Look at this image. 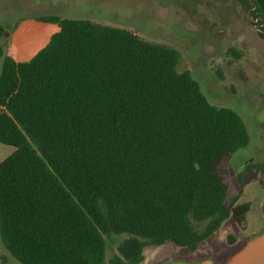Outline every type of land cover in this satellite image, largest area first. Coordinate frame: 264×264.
<instances>
[{
    "label": "trees",
    "instance_id": "obj_1",
    "mask_svg": "<svg viewBox=\"0 0 264 264\" xmlns=\"http://www.w3.org/2000/svg\"><path fill=\"white\" fill-rule=\"evenodd\" d=\"M239 1L264 39V0ZM37 21L60 30L26 62L5 55L0 23V143L15 148L0 162V237L11 256L143 264L147 247L196 252L231 218L246 230L239 201L260 166L232 193L229 164L249 128L179 71L181 52L90 20ZM109 236H124L110 259Z\"/></svg>",
    "mask_w": 264,
    "mask_h": 264
},
{
    "label": "rangeland",
    "instance_id": "obj_2",
    "mask_svg": "<svg viewBox=\"0 0 264 264\" xmlns=\"http://www.w3.org/2000/svg\"><path fill=\"white\" fill-rule=\"evenodd\" d=\"M45 16L125 28L179 50V71H190L212 104L235 110L249 128V146L233 155L229 164L232 193L246 166H260L239 201L250 204L246 230L231 218L196 252L172 244L147 247L143 264H194L209 257L224 261L235 249L227 243L230 235L240 245L264 227V39L239 0H0L5 55L26 62L43 49L60 30L57 24L37 21ZM232 49L242 57L234 58L229 54ZM123 239L107 237L108 259ZM5 249L0 237V264H19Z\"/></svg>",
    "mask_w": 264,
    "mask_h": 264
},
{
    "label": "crops",
    "instance_id": "obj_3",
    "mask_svg": "<svg viewBox=\"0 0 264 264\" xmlns=\"http://www.w3.org/2000/svg\"><path fill=\"white\" fill-rule=\"evenodd\" d=\"M15 152V148L0 143V162L8 158ZM236 241L233 246L235 249L224 260L221 261L216 257H209L193 262L194 264H264V227L255 232L245 242L238 245ZM4 248L5 245H4ZM7 251V249H5ZM8 252V251H7ZM3 258V256H2ZM13 258V257H12ZM4 260L7 261L6 258Z\"/></svg>",
    "mask_w": 264,
    "mask_h": 264
}]
</instances>
